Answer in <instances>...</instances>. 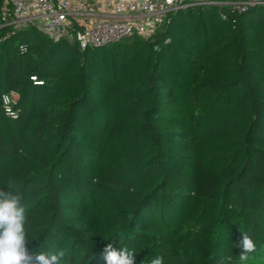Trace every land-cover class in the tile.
<instances>
[{"label": "trees", "instance_id": "trees-1", "mask_svg": "<svg viewBox=\"0 0 264 264\" xmlns=\"http://www.w3.org/2000/svg\"><path fill=\"white\" fill-rule=\"evenodd\" d=\"M8 188L29 252L63 250L60 264H105L107 244L134 264H264V7L179 10L99 48L0 28Z\"/></svg>", "mask_w": 264, "mask_h": 264}, {"label": "built area", "instance_id": "built-area-1", "mask_svg": "<svg viewBox=\"0 0 264 264\" xmlns=\"http://www.w3.org/2000/svg\"><path fill=\"white\" fill-rule=\"evenodd\" d=\"M206 6L226 7L243 14L264 7V0H4L0 28L10 27L17 32L34 26L53 40L66 39L83 49L99 48L134 34L148 38L170 13ZM20 47L27 50L25 45ZM18 102L15 91L2 95L8 117L18 118Z\"/></svg>", "mask_w": 264, "mask_h": 264}, {"label": "clouds", "instance_id": "clouds-1", "mask_svg": "<svg viewBox=\"0 0 264 264\" xmlns=\"http://www.w3.org/2000/svg\"><path fill=\"white\" fill-rule=\"evenodd\" d=\"M22 194L15 188L0 189V264H60L65 253L40 250L29 252L25 230L26 207L22 204ZM236 247L242 249L239 259L245 260L256 250L252 238L242 232ZM134 253L127 247L119 249L107 244L103 250L105 264H134ZM149 264H163V257L153 258Z\"/></svg>", "mask_w": 264, "mask_h": 264}]
</instances>
